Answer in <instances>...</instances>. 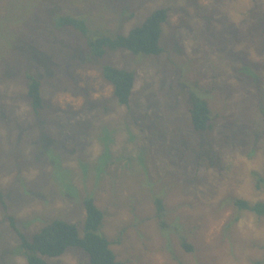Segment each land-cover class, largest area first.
Segmentation results:
<instances>
[{"label": "rangeland", "instance_id": "1", "mask_svg": "<svg viewBox=\"0 0 264 264\" xmlns=\"http://www.w3.org/2000/svg\"><path fill=\"white\" fill-rule=\"evenodd\" d=\"M162 7L154 56L119 49L90 60L86 36L55 25L70 14L127 34ZM101 64L135 72L128 105ZM27 73L42 84L38 112ZM189 83L211 108L204 132L191 124ZM255 173L264 178V0H0V264H26L12 218L29 238L56 218L83 234L90 193L126 264H264V216L233 202L264 201ZM44 257L89 264L79 247Z\"/></svg>", "mask_w": 264, "mask_h": 264}, {"label": "trees", "instance_id": "2", "mask_svg": "<svg viewBox=\"0 0 264 264\" xmlns=\"http://www.w3.org/2000/svg\"><path fill=\"white\" fill-rule=\"evenodd\" d=\"M168 16L167 8H158L149 14L139 26L129 30L127 34L91 31L84 17L70 14H59L56 16V24H54L59 28H75L86 36L90 60L103 57L108 50L119 49H126L136 55L154 56L159 55L164 50L161 45V36L163 23L167 21ZM100 69L104 78L112 84L114 96L118 103L128 105L135 83V72L112 64H101ZM25 82L27 97L32 109L38 112L43 107L41 81L35 75L27 73ZM189 86L191 88L189 91L191 124L197 132H204L212 127L211 108L204 96V91L198 90L190 83ZM109 154L110 150L106 146L100 164L97 166L98 173L104 171L99 166H102L104 160H109ZM59 168L62 177L60 186L66 193L75 196L78 193L75 186L66 180L69 178V172L60 165ZM255 175L258 176L257 185L261 186L264 178L258 173ZM0 198L3 200L1 192ZM233 202L239 209L250 210L257 215L264 216V201L250 202L246 199L236 198ZM83 204L86 212L83 234H81L78 224L56 218L47 222L29 238L25 232L19 229L12 218V225L20 237L17 251L26 258V264H49L44 256L62 255L69 247H79L85 251L89 255V264H126L117 259L114 250L111 248L110 239L100 232L104 212L96 204L94 195L92 193L85 195ZM156 208L157 214L161 217L165 211L163 199H156ZM183 246L188 250L192 249L185 240Z\"/></svg>", "mask_w": 264, "mask_h": 264}]
</instances>
